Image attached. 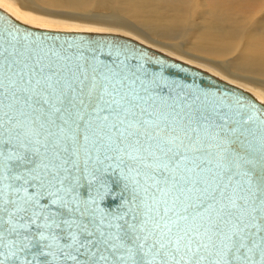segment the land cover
<instances>
[{"label":"snow or ice","instance_id":"obj_1","mask_svg":"<svg viewBox=\"0 0 264 264\" xmlns=\"http://www.w3.org/2000/svg\"><path fill=\"white\" fill-rule=\"evenodd\" d=\"M103 54L0 35V264H264V111Z\"/></svg>","mask_w":264,"mask_h":264},{"label":"bare ground","instance_id":"obj_2","mask_svg":"<svg viewBox=\"0 0 264 264\" xmlns=\"http://www.w3.org/2000/svg\"><path fill=\"white\" fill-rule=\"evenodd\" d=\"M7 18L23 32L138 43L264 105V79L251 75H264V0H0V23Z\"/></svg>","mask_w":264,"mask_h":264},{"label":"water","instance_id":"obj_3","mask_svg":"<svg viewBox=\"0 0 264 264\" xmlns=\"http://www.w3.org/2000/svg\"><path fill=\"white\" fill-rule=\"evenodd\" d=\"M7 21L9 23H0V35L9 40L19 39L33 49L42 50L43 53L74 55L80 51L96 49L98 53L101 51L104 53L100 58L107 63H111L116 53H120V59L127 57L126 62H130L141 75L147 74L149 78L158 80L165 92H182L213 104L236 105L239 102L238 106L241 108L250 107L264 111V105L246 93L231 89L208 74L169 59L138 43L119 38H114L116 40L103 39L105 37L95 39L94 37L98 36L84 34L75 36L71 33L37 30L23 32L18 30L22 26L17 22L9 18Z\"/></svg>","mask_w":264,"mask_h":264},{"label":"rangeland","instance_id":"obj_4","mask_svg":"<svg viewBox=\"0 0 264 264\" xmlns=\"http://www.w3.org/2000/svg\"><path fill=\"white\" fill-rule=\"evenodd\" d=\"M53 1L55 2V0H53ZM47 6L51 7V4H48ZM57 7L62 8V7H60V6H57ZM66 8H68V9H76V10L78 9V8H73V7H70V6H69V7H66ZM99 13L104 14V15H108L107 12H99ZM195 18H196L197 20H199V14L196 15ZM136 21H137V20H136ZM141 26L144 27L143 29H146V27H145L144 25L141 24ZM152 29H153V30H155V29H158V30H159V28H157L156 26H153ZM170 34H171V33H170ZM177 34H179V31L177 32ZM176 38H178V36H177ZM189 38L192 39V40H195L194 37H192V36H190V35H189ZM190 39H187V40H186V43H185L186 48H188L187 43L189 44V40H190ZM141 40L146 41L145 39H141ZM178 40H179V39H177V42H180V41H178ZM143 41H142V42H143ZM167 41H168V40H167ZM148 43H150V42H148ZM150 44L153 45V46H155V45L152 44V43H150ZM155 47H156V46H155ZM190 52H191V53L193 52V53H192L193 55H194V53H195L194 51H190ZM195 54H196V53H195ZM196 55H198V54H196ZM199 56H200V55H199ZM208 58H210V57H208ZM214 60H217V59H214ZM220 60H223V59H220ZM247 72H249V71H247ZM263 73H264V71H263ZM245 74H246V73H245ZM247 74H248V73H247ZM249 75H250V74H249ZM251 75H254V76H257L258 78L264 79V75H259V74H251Z\"/></svg>","mask_w":264,"mask_h":264}]
</instances>
